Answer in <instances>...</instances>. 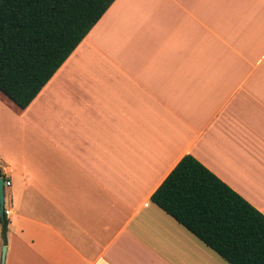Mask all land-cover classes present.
<instances>
[{"label": "crops", "instance_id": "1", "mask_svg": "<svg viewBox=\"0 0 264 264\" xmlns=\"http://www.w3.org/2000/svg\"><path fill=\"white\" fill-rule=\"evenodd\" d=\"M185 154L264 214V0H113L1 93L0 264H230L151 200Z\"/></svg>", "mask_w": 264, "mask_h": 264}, {"label": "trees", "instance_id": "2", "mask_svg": "<svg viewBox=\"0 0 264 264\" xmlns=\"http://www.w3.org/2000/svg\"><path fill=\"white\" fill-rule=\"evenodd\" d=\"M112 1L0 0V92L29 105ZM0 177L8 181L1 165ZM151 200L230 264H264V214L193 155ZM8 223L4 207V243Z\"/></svg>", "mask_w": 264, "mask_h": 264}, {"label": "water", "instance_id": "3", "mask_svg": "<svg viewBox=\"0 0 264 264\" xmlns=\"http://www.w3.org/2000/svg\"><path fill=\"white\" fill-rule=\"evenodd\" d=\"M4 178L0 177V216L2 217L4 215ZM5 246L2 247V255H1V261L4 260L5 255Z\"/></svg>", "mask_w": 264, "mask_h": 264}, {"label": "rangeland", "instance_id": "4", "mask_svg": "<svg viewBox=\"0 0 264 264\" xmlns=\"http://www.w3.org/2000/svg\"><path fill=\"white\" fill-rule=\"evenodd\" d=\"M1 94V93H0ZM2 96V95H1ZM3 99H5L4 97H2ZM6 100V99H5ZM8 102V101H7ZM8 212V211H7Z\"/></svg>", "mask_w": 264, "mask_h": 264}]
</instances>
